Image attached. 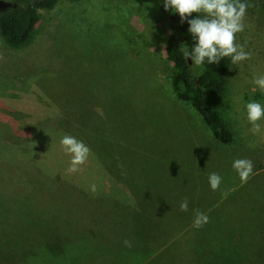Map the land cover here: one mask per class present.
I'll return each mask as SVG.
<instances>
[{"label":"rangeland","instance_id":"374dc122","mask_svg":"<svg viewBox=\"0 0 264 264\" xmlns=\"http://www.w3.org/2000/svg\"><path fill=\"white\" fill-rule=\"evenodd\" d=\"M242 2L251 59L230 58L213 100L228 145L173 94L170 18L144 0H55L24 46L0 37V264H264V120L254 134L245 111L264 104V0ZM64 134L91 150L75 173ZM238 158L254 165L246 183ZM231 213L248 216L238 234Z\"/></svg>","mask_w":264,"mask_h":264},{"label":"clouds","instance_id":"9594fccd","mask_svg":"<svg viewBox=\"0 0 264 264\" xmlns=\"http://www.w3.org/2000/svg\"><path fill=\"white\" fill-rule=\"evenodd\" d=\"M250 5L242 0H163L165 11L169 9L179 15L181 22L187 20L188 32L193 37L195 46L189 50L183 46V56L190 58L192 64L202 65L218 64L222 58L229 57L233 64L251 59V53L245 50L243 45L237 44L236 35L244 31V18ZM192 14L195 18L188 19ZM253 83L264 91V75L254 78ZM246 117L252 125L251 131H261L260 121L264 120V104L256 101L248 102L245 106ZM66 153L71 157L69 173L79 171L90 154V148L76 137L64 134L60 140ZM233 169L237 172L242 182H247L253 174V162L246 158H238L233 161ZM211 190L219 189L222 177L217 173H211L208 177ZM90 191L95 192L96 186L92 185ZM179 209L182 212L189 210L187 199L181 201ZM209 222V217L196 210L194 213L193 227L201 228ZM126 246H130L127 240Z\"/></svg>","mask_w":264,"mask_h":264},{"label":"trees","instance_id":"16d2710c","mask_svg":"<svg viewBox=\"0 0 264 264\" xmlns=\"http://www.w3.org/2000/svg\"><path fill=\"white\" fill-rule=\"evenodd\" d=\"M144 1L152 4L170 18L164 55L171 64L169 84L173 94L179 101L189 104L197 111L216 141L225 145L231 144L233 134L213 107V100L219 101L223 94L222 74L229 66L230 58H222L218 64H208L207 61L202 65L192 64V61L189 64L188 59L183 56L182 45H186L191 50L195 42L188 32L187 20L181 22L179 15L171 9L165 11L163 0ZM54 4L55 0H44L36 7L28 8L25 5L0 12L1 39L10 48L24 46L39 21L38 10L51 9Z\"/></svg>","mask_w":264,"mask_h":264},{"label":"crops","instance_id":"0c3cea01","mask_svg":"<svg viewBox=\"0 0 264 264\" xmlns=\"http://www.w3.org/2000/svg\"><path fill=\"white\" fill-rule=\"evenodd\" d=\"M122 188H124V187H122ZM129 189V188H128ZM226 196V194H224L223 195V197H225ZM224 199L225 198H220L219 200H217L213 205H212V207H210L211 209H210V211H212L217 205H216V203H218V202H222V200L224 201ZM164 216H166L165 214H164ZM240 217H242V218H245V219H243L244 221L246 220V217L248 218V216L246 215V214H234V213H231V217H230V222H228V228H229V231L230 232H233V233H239V230L243 227V228H245L246 227V225H244V223L243 222H241V221H239V222H237V221H234V220H232V219H235V218H240ZM150 222V221H149ZM240 222H241V224H240ZM246 222H248V221H246ZM211 230V228L210 229H206V233L207 232H209ZM225 230H226V224H225ZM212 234L213 233H215V228H214V230H212V232H211ZM236 237V236H235ZM208 238H210V241L208 242L209 243V245H210V253H212V254H215V247H214V243H213V239H212V237H208ZM191 244H193V243H191ZM223 244H224V246L226 247V243L225 242H223ZM207 245V244H206Z\"/></svg>","mask_w":264,"mask_h":264},{"label":"flooded vegetation","instance_id":"af4514ba","mask_svg":"<svg viewBox=\"0 0 264 264\" xmlns=\"http://www.w3.org/2000/svg\"><path fill=\"white\" fill-rule=\"evenodd\" d=\"M1 2L10 4L9 6H5V8L0 7V12H5L9 9H13L16 7L27 6L28 8L36 7L40 3H43L44 0H0Z\"/></svg>","mask_w":264,"mask_h":264},{"label":"water","instance_id":"95a60500","mask_svg":"<svg viewBox=\"0 0 264 264\" xmlns=\"http://www.w3.org/2000/svg\"><path fill=\"white\" fill-rule=\"evenodd\" d=\"M10 4H8V3H4V2H1L0 1V7L1 8H5V6H9ZM188 63L190 64L191 63V60H190V58H188Z\"/></svg>","mask_w":264,"mask_h":264}]
</instances>
